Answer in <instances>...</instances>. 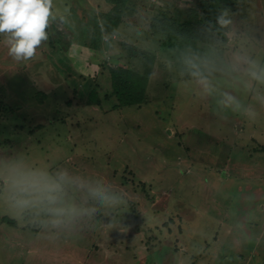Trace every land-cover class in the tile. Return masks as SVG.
I'll return each instance as SVG.
<instances>
[{"label":"rangeland","instance_id":"rangeland-1","mask_svg":"<svg viewBox=\"0 0 264 264\" xmlns=\"http://www.w3.org/2000/svg\"><path fill=\"white\" fill-rule=\"evenodd\" d=\"M101 1L53 0L26 61L0 34V264H264V0H233L221 46L175 47L148 20L201 12L200 0H130L109 36L95 29L111 9ZM122 44L156 61L146 102L114 110ZM13 166L66 174L75 215L53 226L40 206L19 208Z\"/></svg>","mask_w":264,"mask_h":264},{"label":"trees","instance_id":"trees-1","mask_svg":"<svg viewBox=\"0 0 264 264\" xmlns=\"http://www.w3.org/2000/svg\"><path fill=\"white\" fill-rule=\"evenodd\" d=\"M111 6L108 14L101 15V33L112 35L118 25L122 23L129 12L132 3L130 0H103ZM200 7L201 12L192 10L186 17H181L178 13L160 14L148 20L146 31L151 36H159L163 47L165 44L175 47L176 45L187 46L196 43H207L221 46L226 43L227 38L223 27L218 24L219 15L224 12L233 11V0H200L195 2ZM146 1L140 4L145 8ZM132 13V12H131ZM169 13V12H168ZM95 29H99L96 27ZM97 33L94 35L96 36ZM95 43L99 42V36ZM216 37H220L219 41ZM228 45V44H227ZM126 52L129 67L118 65L109 66V79L111 84L110 97L115 99L113 109L122 107L140 106L146 102L145 88L153 72L156 58L147 52L135 50L128 44L121 45ZM142 61V71L131 67L133 63ZM101 64V63H100ZM97 86V85H96ZM95 86V87H96ZM95 89V88H94ZM94 89L89 93V98L93 96Z\"/></svg>","mask_w":264,"mask_h":264},{"label":"clouds","instance_id":"clouds-1","mask_svg":"<svg viewBox=\"0 0 264 264\" xmlns=\"http://www.w3.org/2000/svg\"><path fill=\"white\" fill-rule=\"evenodd\" d=\"M54 18L53 0H0V34L5 38L8 55L16 61L32 58L41 43L48 39L46 29ZM10 180L16 189L19 208L40 206L52 217L50 223L53 226L63 223L65 215H75L63 207L66 186L72 183L66 174L52 177L13 166ZM106 203L113 211L120 210L118 205L121 201L117 198H108Z\"/></svg>","mask_w":264,"mask_h":264},{"label":"crops","instance_id":"crops-1","mask_svg":"<svg viewBox=\"0 0 264 264\" xmlns=\"http://www.w3.org/2000/svg\"><path fill=\"white\" fill-rule=\"evenodd\" d=\"M97 1H99V3H101L102 1L101 0H96V4L98 5V3H97ZM144 2V0H141L140 1V4L141 3H143ZM68 3H69V1L67 2V1H65V5H68ZM86 3V0H84V4ZM104 3V6H106L107 7V3L106 2H103ZM83 4V5H84ZM107 10H108V8H107ZM80 12L81 13H84L83 11H82V8H80ZM103 13L102 12H100V14H99V18L97 19V20H99V19H101V15H102ZM92 15H94V14H92ZM81 19V18H80ZM84 20H86V21H94V23H95V18L94 17H92L91 19H90V17H88V18H85ZM96 20V21H97ZM97 27H99V29L102 31V26H101V24H99L98 23V25H97ZM118 27L119 28H121L122 26H121V23L118 25ZM118 27H117V29H116V31H118L119 29H118ZM116 31H114V33L116 32ZM88 32H90V31H88ZM103 33V32H102ZM113 33V34H114ZM118 35V34H117ZM91 47H93L94 49H96V50H99L101 47L103 48V44H96L95 42L93 43V44H91L90 45ZM100 47V48H99ZM115 50H118V49H115ZM3 218V217H2ZM2 222L0 221V231H1V228H2ZM177 250L178 251H180V248H176V252H177Z\"/></svg>","mask_w":264,"mask_h":264}]
</instances>
